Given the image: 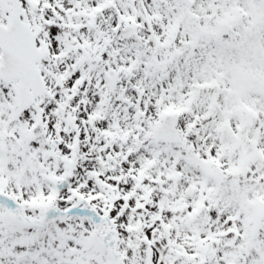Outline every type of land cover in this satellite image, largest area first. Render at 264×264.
Masks as SVG:
<instances>
[{
    "label": "snow or ice",
    "instance_id": "1",
    "mask_svg": "<svg viewBox=\"0 0 264 264\" xmlns=\"http://www.w3.org/2000/svg\"><path fill=\"white\" fill-rule=\"evenodd\" d=\"M0 264H264V0H0Z\"/></svg>",
    "mask_w": 264,
    "mask_h": 264
}]
</instances>
